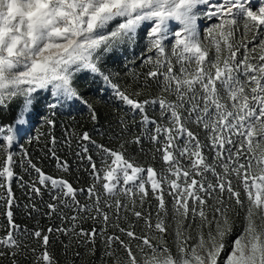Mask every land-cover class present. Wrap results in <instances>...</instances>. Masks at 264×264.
Listing matches in <instances>:
<instances>
[{"label":"snow or ice","instance_id":"6c2138e0","mask_svg":"<svg viewBox=\"0 0 264 264\" xmlns=\"http://www.w3.org/2000/svg\"><path fill=\"white\" fill-rule=\"evenodd\" d=\"M201 21H215L207 43ZM140 39L153 54L143 62L152 67L140 90L127 93L100 63ZM83 72L111 85L139 135L124 139L129 122L121 119L119 149L97 144L88 132L80 136L99 156L94 160L86 144L76 153L88 161L87 188L46 175L30 159L20 163L36 175L23 182L13 170V136H6L0 257L18 264L28 249L19 233L40 242L39 252L30 249L33 264H59L49 251L55 231L69 237L66 253L73 243L85 249L69 264L82 256L96 257L92 264H264V0H0V106L23 97L18 125L26 123L34 94L49 85L53 95L80 98L73 79ZM149 82L156 95L134 98ZM91 119H98L94 110ZM144 141L159 169L125 156V144L143 152ZM50 152L67 173L68 162ZM14 177L36 196L48 191L53 202L45 215H58L62 226L46 234L16 225ZM32 211L40 210L32 205Z\"/></svg>","mask_w":264,"mask_h":264},{"label":"trees","instance_id":"16d2710c","mask_svg":"<svg viewBox=\"0 0 264 264\" xmlns=\"http://www.w3.org/2000/svg\"><path fill=\"white\" fill-rule=\"evenodd\" d=\"M139 46L134 52L115 53L105 59L100 67L105 75L110 76L112 84L127 93L140 90V87L145 83L146 73L152 67L150 64L143 62L146 56L150 55V53L145 52L146 45L141 41ZM149 83L151 84V82ZM103 85L104 82L101 77L81 73L73 79V86L80 98L68 109L62 107L47 108L46 103L50 96H40L37 99L34 104L35 118L31 122V127L25 131L13 151L15 161L13 170L17 177H22L23 182H30L31 177L36 175L31 168H28L26 163L23 166L20 163L22 159L25 161L30 159L46 175L54 178H65L76 188H87L91 183L89 173L86 171L88 161L78 158L76 153L81 151L82 144H86L94 160L99 161V156L95 146L88 142H81L80 136L84 132H88L97 144H102L111 149H119L122 141L117 137L121 129V119L129 122V131L124 133V139L131 140L135 135H139L140 130L135 124L131 123V115L128 114L127 106L116 98L114 91L106 90L104 92ZM155 95L156 86L151 84L150 87L144 89L140 97L134 98L140 100L144 98L152 99ZM22 106L23 99L17 98L4 106H0V130L15 126ZM91 110H94L97 115L98 119L95 122L91 119ZM149 115H152L151 111H149ZM136 119L138 121L139 117H136ZM49 121L52 123H49ZM53 140L55 144L52 143ZM5 146L6 142L0 136V149ZM125 149V156L134 159L136 163L145 167L151 164L157 169L161 167L159 162L151 160V145L147 141L143 143V152L135 144H125ZM50 150H54L55 156L60 160L68 162L70 169L67 173L57 169V161L51 156ZM25 168H28V170L25 171ZM11 187L14 196L13 218L20 229L42 230L47 234L48 228L55 229L62 226L58 215L51 217L45 215L48 211L46 204L53 202L48 191H43L42 196H36L29 188L22 186V181L15 177ZM0 192H4V190L0 189ZM152 203L155 204L154 201ZM32 205H35L40 211H32ZM147 207L146 204L145 208L147 209ZM153 211H155L154 208ZM65 212L67 215L72 214L67 210ZM4 213L5 207L3 201H0V236L6 235L7 219ZM82 226L89 229L92 227V221L89 220L83 223ZM96 227L99 229L101 225L97 224ZM109 231L113 230L110 229ZM139 231L138 226L137 232ZM17 235L19 239L24 241V244L28 245V249H22L16 257L18 264H33L35 257L30 249L36 248L39 252L41 250L40 242L31 237L25 239L19 233ZM49 239V251L59 261V264H69L70 261L76 259L73 255L74 252L84 253L85 251L83 247L78 248L73 243L66 253L65 245L69 244V237L61 233L54 231L49 234ZM96 243V255L99 257L102 255L100 238H97ZM95 259L96 257L82 256L77 260V264H92ZM0 264H10L9 257H0Z\"/></svg>","mask_w":264,"mask_h":264},{"label":"rangeland","instance_id":"374dc122","mask_svg":"<svg viewBox=\"0 0 264 264\" xmlns=\"http://www.w3.org/2000/svg\"><path fill=\"white\" fill-rule=\"evenodd\" d=\"M212 23H215V21H201L200 22V36H201V39L205 43H207V40L205 39L207 27ZM173 26L178 27L177 25H174V22H173ZM145 31H146V29H145ZM140 40L142 41V43H144V45H146V41L144 39H140ZM140 40L135 45L123 46V47H120L118 49H114L112 52L107 53L104 56V58L102 59V61L100 63V67H101V65L105 59H108V57L113 56L117 52H121V53H124L125 51L134 52L138 47H140L139 46L141 44ZM150 55H153V54L150 53ZM101 71H102V69H101ZM83 73L89 74L91 76H97V75L92 74V73H87V72H83ZM79 74H81V73H79ZM103 82H104V85H103L104 92L106 90H109L112 92L114 91L113 88L111 87V85L106 83L104 80H103ZM40 96H50V99L46 103L47 108H50V109L51 108L56 109V108H61V107L63 109H68L71 105H74L75 102L79 99V98L69 99V98H65V97L60 96V95H53V90H52L51 85H49L48 89H46V90H38L37 93L34 94V103L31 106V111L25 116L26 123L23 125H18L16 123L15 126L12 128H5L3 130H0V136L5 140L6 145H7L6 136H8V135L13 136V144L9 148V151H11L12 153L15 150L16 146L19 144L22 135L25 133V131L29 130L31 127V122L35 118L34 104L36 103L37 99ZM14 99H16V98H14ZM17 99H23V97H17ZM9 129H11V131H9ZM237 223L239 224V221ZM238 230L239 229L237 227L235 229V231H238Z\"/></svg>","mask_w":264,"mask_h":264}]
</instances>
